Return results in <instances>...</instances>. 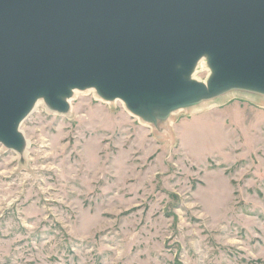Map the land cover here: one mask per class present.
Listing matches in <instances>:
<instances>
[{
    "label": "rangeland",
    "instance_id": "obj_1",
    "mask_svg": "<svg viewBox=\"0 0 264 264\" xmlns=\"http://www.w3.org/2000/svg\"><path fill=\"white\" fill-rule=\"evenodd\" d=\"M20 131L27 152L0 143V264H264V97L146 122L86 90Z\"/></svg>",
    "mask_w": 264,
    "mask_h": 264
},
{
    "label": "water",
    "instance_id": "obj_2",
    "mask_svg": "<svg viewBox=\"0 0 264 264\" xmlns=\"http://www.w3.org/2000/svg\"><path fill=\"white\" fill-rule=\"evenodd\" d=\"M206 57L207 84L192 80ZM96 89L147 122L231 90L264 95V0H0V143L44 98Z\"/></svg>",
    "mask_w": 264,
    "mask_h": 264
},
{
    "label": "bare ground",
    "instance_id": "obj_3",
    "mask_svg": "<svg viewBox=\"0 0 264 264\" xmlns=\"http://www.w3.org/2000/svg\"><path fill=\"white\" fill-rule=\"evenodd\" d=\"M200 67H208V69L210 70V75H209V77L212 75V71H211V69L209 68V65H208V61H207V58L206 57H204V58H202L200 61H198V63H197V65H196V67H195V69H194V71H193V74H192V80H196L195 79V77H194V74H195V72L200 68ZM209 79V78H208ZM208 79H207V81H205V82H202V83H204V84H207V82H208ZM196 81H198V80H196ZM198 82H200V81H198ZM82 91H86V90H78V89H75V90H73L72 91V95H71V97H69V98H67L66 99V101L69 103V105H70V103H71V101L77 96V94H79L80 92H82ZM87 91H96V89H87ZM97 92V91H96ZM233 92H242V93H247V94H252V95H256V96H261V97H264V95H260V94H257V93H253V92H248V91H243V90H231V91H228V92H225V93H223V94H220L219 96H216V97H214V98H212V99H203V100H201L200 102H198V103H195V104H193V105H191V106H188V107H184V108H180V109H177V110H174V111H172L167 117H165V118H161V119H158V120H165V119H167V118H169V116L170 115H172V114H175V113H177V112H179V111H181V110H184V109H188V108H198V107H202V108H207L208 106L209 107H211L212 105H213V103L214 102H216L217 100H220V99H222V98H224L227 94H229V93H233ZM98 94V93H97ZM99 96V95H98ZM100 97V96H99ZM101 98V97H100ZM102 99V98H101ZM119 101H121V100H119ZM121 102H123V101H121ZM123 104H125L124 102H123ZM125 106H126V104H125ZM39 107H48V109H50V110H52L50 107H49V105L46 103V101H45V99L44 98H38L36 101H35V103H34V105H33V107H32V109L30 110V113L27 115V117L29 116V115H31L34 111H36ZM126 108H127V106H126ZM53 112H56L57 113V111H54V110H52ZM69 112V111H68ZM130 112V111H129ZM59 113V112H58ZM131 113V112H130ZM61 114V113H60ZM64 114H66V113H64ZM132 115H134L133 113H131ZM135 117H137L136 115H134ZM26 117V118H27ZM25 118V119H26ZM139 118V117H138ZM24 119V120H25ZM142 119V118H141ZM24 122V121H23ZM147 122V121H146ZM22 126V125H21ZM21 132V131H20ZM22 133V132H21ZM24 137V136H23ZM25 139V138H24ZM9 149V148H8ZM29 149V143L25 140V146H24V149H23V151L24 152H27V150Z\"/></svg>",
    "mask_w": 264,
    "mask_h": 264
}]
</instances>
